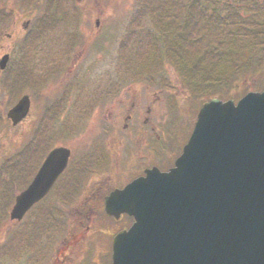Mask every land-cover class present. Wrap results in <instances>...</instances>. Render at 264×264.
Here are the masks:
<instances>
[{
    "label": "rangeland",
    "instance_id": "374dc122",
    "mask_svg": "<svg viewBox=\"0 0 264 264\" xmlns=\"http://www.w3.org/2000/svg\"><path fill=\"white\" fill-rule=\"evenodd\" d=\"M216 1L29 0L30 8H26L19 0H0V57L7 51L11 54L8 67L0 70V179L5 181L9 178L8 166L13 158V148L15 151L22 146V142L28 139V132L33 133L45 120L43 111L49 98L53 99L51 103L57 98L76 95L89 101L85 98L87 95L97 96L106 87L115 91L120 83H124L119 88L120 96L127 94L129 88L138 94L143 116H147L146 107L153 106L149 116L153 125L157 124L156 133L167 135L160 143L161 161L170 163L188 140L197 113L209 98L192 93L178 69L166 58L161 60L160 53L167 52V45L177 40L182 31H189V48L193 46L190 43L192 38L203 43L201 50L204 43L212 42L214 38L220 40L224 30H218L222 29L220 24L223 25V22L213 12ZM232 1L229 0V3ZM236 1L241 16H252L255 23L264 24V0ZM221 6L222 14L226 13L225 6ZM61 15H66L65 21H61ZM58 17L60 21H56L53 28L46 29L43 35H31L23 26L30 19L29 29L36 31L40 28L36 27L37 20L43 18L51 21ZM262 51L263 48L257 49V57H261ZM63 62L64 65L70 63L69 69L67 66L58 68L57 64ZM23 70H26V77L18 89L17 80ZM252 72L238 76L216 97L228 95V98L238 101L249 91H262L264 57L261 66ZM25 93L32 98L33 111L27 120L15 128L6 113ZM73 101H77V98ZM72 107L71 103L61 120L62 124L65 123L64 129L69 126L67 131L81 125L84 119L74 110L73 116ZM82 109L84 107L81 106V113ZM122 109L119 115L113 112L112 122L109 123L119 126L125 122L126 111L124 107ZM108 119V113L104 112L96 123L93 119V124H104L103 120L107 122ZM151 122L147 128L152 127ZM53 125L52 120L47 123L49 127ZM141 125L145 128L143 122ZM144 130L143 134L148 135L149 129ZM125 134V131L118 129L117 135L127 136ZM85 143H77L76 149L83 148ZM154 159L155 163L159 162L155 156ZM2 194L0 191V206L4 208L8 203H4ZM3 211L0 209V264H25V260L29 263L32 257L28 255L33 253L29 251L30 242L27 240L34 236L26 229V221L14 226L9 222L10 211ZM93 217V231L105 224L108 232L112 230L114 234L132 220L126 217L121 222H115L100 212ZM68 221H65L66 234L70 230ZM86 234L84 241L90 242L84 247L75 246L70 264H107V257L103 254V247L107 244L106 235L92 231ZM91 249L95 251L92 255ZM87 252L88 258L84 256Z\"/></svg>",
    "mask_w": 264,
    "mask_h": 264
},
{
    "label": "water",
    "instance_id": "95a60500",
    "mask_svg": "<svg viewBox=\"0 0 264 264\" xmlns=\"http://www.w3.org/2000/svg\"><path fill=\"white\" fill-rule=\"evenodd\" d=\"M29 109L25 94L8 118L16 125ZM69 155L50 152L12 219L46 193ZM106 205L110 215L135 218L114 239L113 264H264V91L206 102L175 167L147 170Z\"/></svg>",
    "mask_w": 264,
    "mask_h": 264
},
{
    "label": "flooded vegetation",
    "instance_id": "af4514ba",
    "mask_svg": "<svg viewBox=\"0 0 264 264\" xmlns=\"http://www.w3.org/2000/svg\"><path fill=\"white\" fill-rule=\"evenodd\" d=\"M19 1L26 8H30L29 0ZM65 17L66 15H61V21H65ZM132 17L133 15H131V19ZM57 20L60 21L59 17ZM45 22L46 20L43 18L37 20L36 27L41 28ZM96 23L98 25V20ZM23 26L26 32H30L31 35L41 32L29 29L30 19ZM8 36L11 35L8 34ZM68 63L66 62L64 65L63 62L57 65L59 69H64L66 66L68 68L70 64ZM123 84L120 83L115 91H111V87H106L99 95L87 98L89 101L82 100L84 97L79 95V97L67 95L57 98L51 103L50 101L53 99L49 98L43 111V114L45 113L43 121L46 125L41 121L33 133L28 132V139L26 138V141L22 142V146H19L20 142L17 145L19 146L17 150L14 151L13 148L9 178L5 180L7 185H1L2 191L9 197V203L5 206L9 211L14 207L17 196L34 182V178L40 172L52 150L63 147L70 151L67 166L55 177L44 196L29 208L22 220L10 221L14 226L26 221V229L34 236L27 240L33 249L31 251L34 252L29 264H70L75 246L78 244V247H84V244L90 242L84 241V236H87L86 233L89 231L94 234L104 233L106 235L107 244L106 247H103V254L105 253L107 264H109L112 257L114 233L112 230L108 232L105 224L101 229L93 231L92 228L95 226L93 225V215L100 212L115 222L125 220L126 213H123L119 220H114L113 217L107 215L106 197L115 189L123 188L132 180L145 175L148 168L154 166H158L162 170L170 168L180 154L179 151L170 163L161 161L160 143L167 138V135L163 133L161 136L156 133L157 124L154 126L149 116L153 106L148 105L146 107L147 116H143V108L139 109L140 99L137 93L132 92V88H129L127 94L122 96L118 93ZM72 98H77V101H73ZM71 103L73 104L72 115L74 110L84 119L81 125L73 128L72 131H67L69 126H65L64 129L65 123L62 124L61 120ZM81 106L84 107L82 113L80 112ZM122 107L126 111L125 122L122 125L114 126L109 123L112 122L113 112L115 111L117 115L121 114ZM32 111L33 101L31 98V109L25 120L29 118ZM104 112L108 113L107 122L103 120L104 124L94 125L93 119L96 123ZM48 118L49 121H53L54 125L51 127L47 126ZM141 122L145 124V128ZM150 122L152 127L147 128ZM119 128L125 131L127 136L117 135ZM31 129L32 126L30 131ZM144 129H149L148 135L143 134ZM66 132L69 133L66 134ZM66 135L68 136L67 141H65ZM13 139L15 142V137ZM82 141L86 142L85 146L76 149L77 143L80 144ZM124 141L126 144H123ZM150 153L152 154L150 155ZM154 156L163 163H155ZM65 221L70 223V230L67 234L65 233ZM127 226V224L122 225L121 228ZM108 237L111 238L109 244ZM34 248L36 249L34 250ZM94 252L91 249L90 255ZM84 256L88 258V252Z\"/></svg>",
    "mask_w": 264,
    "mask_h": 264
},
{
    "label": "trees",
    "instance_id": "16d2710c",
    "mask_svg": "<svg viewBox=\"0 0 264 264\" xmlns=\"http://www.w3.org/2000/svg\"><path fill=\"white\" fill-rule=\"evenodd\" d=\"M258 1V0H255ZM226 13L222 14V6ZM236 0H217L214 15L220 16L223 22L224 35L220 40L203 43L194 40L192 48L187 47L189 32L182 34L167 45V52L160 53L161 60L166 58L179 71L181 78L191 89L192 93L208 98L216 96L222 88L225 90L238 76L250 75L249 73L259 68L264 57V24L255 23L250 17H243L237 6ZM254 17V16H253ZM220 37V36H219ZM263 48L261 57H257V49ZM259 51V50H258ZM260 53V52H259ZM253 73V72H252ZM251 73V74H252ZM24 74L17 80V88L22 85ZM227 99L228 95H221ZM227 97V98H225Z\"/></svg>",
    "mask_w": 264,
    "mask_h": 264
}]
</instances>
